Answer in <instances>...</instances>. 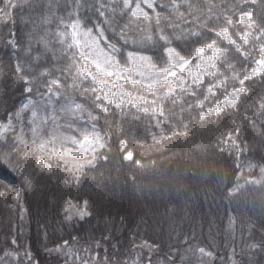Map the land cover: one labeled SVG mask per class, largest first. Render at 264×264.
<instances>
[{"label": "trees", "instance_id": "trees-1", "mask_svg": "<svg viewBox=\"0 0 264 264\" xmlns=\"http://www.w3.org/2000/svg\"><path fill=\"white\" fill-rule=\"evenodd\" d=\"M80 2L84 4L80 9L81 19L91 27V22L98 19L92 6L97 0ZM29 3L32 7L25 5L13 10L14 23L7 22V18L0 21V123L14 115L29 97L24 91L25 75L33 82V99L38 97L36 89L43 91L48 80L66 79L62 70L67 68L68 61L62 57L61 46L53 40L51 51H46L37 42L44 35L38 19L47 14L49 0H29ZM73 3L74 0H56L57 15L67 20ZM153 3L157 5L155 11L141 4L152 17L150 22L133 19L130 12L115 17L117 24L127 25V30L135 32L137 37L136 46L129 45L123 50L125 54L139 50L153 62L162 64L166 53L164 41L158 39L160 32L170 37L180 36L181 30L199 32V37L172 40L171 46L185 57L195 54V48L200 46L197 40L203 44L215 39L218 47L226 49L234 72L222 67L221 79L227 77L223 88L213 89L214 96L202 88L197 91V98L203 100L208 96L204 101L207 108L213 101L223 99L224 89L230 92L233 87H243L245 92L236 108H225L219 116L201 120L199 108L191 107L197 104V98L181 97L182 114L179 101L174 105L168 102L165 112L178 114L171 125L186 133L175 136L167 124L161 125V133L154 120L139 115L136 109L121 113L110 108L97 124L101 132L111 128L108 159H98L95 167L77 173L78 179L61 160L42 156L31 145L25 147L8 134L0 140V256L28 250L32 264L37 261L58 264L66 258L54 250L67 241L82 256L98 254L99 258L107 257L108 264H126L131 260L149 264V259L151 264H168L169 259H174L175 264L203 261L264 264V184L248 186L240 194H229L246 177L258 176L259 169L264 167V108L261 107L264 76L250 78L242 86L238 79L232 78L233 75L242 78L246 71L250 73L255 66L253 61L258 59L255 37L264 28V0H176L184 17L172 10L171 0H153ZM159 5H165L168 11ZM209 8L212 16L209 24L219 28L226 18L233 21L229 33L242 45L241 52L249 53L246 58L200 25L199 21L209 15ZM242 10L252 12L254 28L239 22ZM156 12L167 17L159 27L155 24ZM185 17L188 23L184 22ZM47 30L54 33L55 24ZM245 31L252 32L248 45H243L241 40ZM142 33L150 34L152 40L140 42ZM108 35L115 42L116 37L110 31ZM13 40L15 46L10 43ZM18 62L23 69L20 73L16 70ZM44 72L47 75L41 76ZM210 80L212 77H205V85ZM61 91L71 90L62 84ZM74 99L84 105L85 112L81 115L85 120L88 111H96L91 93L75 95ZM49 128L50 125L46 126L42 133L46 134ZM154 135L159 143L153 139ZM161 135L168 138L160 139ZM120 140L127 141L123 149ZM127 151L133 153V161L140 160V165L123 159ZM24 152L28 153L26 158L22 156ZM40 159L53 168L52 173L40 170ZM246 165L253 168L247 170ZM85 202L89 215L83 219L67 217L69 203L85 206ZM201 247L212 255H202L198 251ZM23 264H30L29 259Z\"/></svg>", "mask_w": 264, "mask_h": 264}, {"label": "snow or ice", "instance_id": "snow-or-ice-1", "mask_svg": "<svg viewBox=\"0 0 264 264\" xmlns=\"http://www.w3.org/2000/svg\"><path fill=\"white\" fill-rule=\"evenodd\" d=\"M84 2L86 4L87 0ZM142 3L153 11L157 7L153 0H135V3L133 0H120L119 5L116 4V0H97V3L92 6L98 15V19L91 22V27H89L81 19L80 9L84 7V4L80 0H74L72 11L68 13L67 20L57 15L56 0H49L46 6L47 14L38 19V25L44 31V35L40 36L37 42L43 44L46 51H51L50 43L53 40L61 46L62 57L68 61L67 68L62 70V72H66V79L63 82L60 79L48 80L43 91L39 88L36 89L38 97L33 99L34 88L31 86L33 82L28 75H25L23 77L24 91L29 94V97L21 105L20 110L14 114V117L19 121L21 112L30 109L31 120L27 123L31 125L30 132L33 143L39 137L41 149L50 145L51 147L47 149L48 154L63 161L67 170L72 172L77 179V173L82 172L86 167H95L98 159L105 161L108 159L106 150L108 141L111 139L109 135L111 128L108 132H101L97 124L102 115L107 116L110 108L114 111L119 110L121 113L136 109L139 115L147 117L150 121L154 120L155 126L161 133L163 132L161 125L167 124L171 135H186L171 125V121L176 119L178 114L166 113L165 104L171 102L174 105L179 101L182 114L184 101L181 100V97L187 95L191 98H197V91L202 88H206L207 93L214 96L213 89L220 91L223 88L224 80L227 79L226 76L221 79L223 74L220 69L223 67L225 70L230 69L234 72V66L227 59L226 49L218 47L215 39L203 44L197 40L196 43L200 46L195 48L194 55L188 57L182 56L175 47L171 46L173 39L200 36L199 32L190 30L187 33L181 30L180 36L172 35L171 37L160 32L158 39L164 41L163 50L166 53V59L162 64L153 62L150 56L139 50L128 51L125 54L123 50L129 45L136 46L137 37L135 32L127 30V25L120 26L117 24L115 17L130 12L131 18L150 22L152 17L149 12L142 8ZM171 4L172 10L184 17V13L179 11L180 5L176 3V0H171ZM25 5L32 7L29 0H23V2L21 0H0V21L7 18V22L14 23L13 10L22 9ZM159 7L168 11L165 5H159ZM188 7L191 8V5ZM208 11L209 15H205L199 21L200 25L209 28L218 38H223L228 45L234 46L235 50L246 58L249 53L241 52L242 45L238 44L229 33V26L232 25L233 21L226 18L225 23L217 28L216 25L208 23L212 19L211 8ZM162 19H167V17H162L159 12H156L155 24L158 27ZM184 22L188 23L186 17ZM239 22L246 23L249 29L256 26L252 20L251 11L242 10L239 15ZM53 24H55L56 31L49 33L48 26ZM171 26L173 25L170 22L169 27ZM109 31L116 37L115 42L109 38ZM10 35H14V33ZM251 35V31L243 33L241 37L243 45L249 44L248 38ZM139 40L140 42H148L152 40V36L142 33ZM255 40L258 42V59L253 61L255 66L251 67L250 73L244 72L242 78L235 75L232 77L238 79L241 86L250 78L257 75L264 76V28L260 29ZM10 43L15 46L14 40ZM30 45L31 40L29 41V51H31ZM206 52L209 54L205 55ZM35 59L38 60L39 56H36ZM16 70L18 73L23 71L19 62L16 65ZM46 75L47 72L41 73V76ZM205 77H212L207 85L204 82ZM69 80L71 81L70 84L68 83ZM217 80L220 82L216 83ZM62 84L71 91L62 92ZM244 92L243 87H233L230 92L224 89L222 100L213 101L209 107L205 108L204 101L208 99V96H204L203 100L197 98V104L191 107L199 108L198 116L201 120L219 116L225 108H236L240 95ZM89 93H91L96 111H88V119L85 120L84 116L81 115L85 112L84 105L76 102L74 96H86ZM261 107L264 108V105ZM12 119L13 114H10L8 123L0 124V136L7 131H15ZM105 123H107L106 120ZM253 123L255 122L253 121ZM49 124L50 128L47 133H42L43 127ZM180 126L187 127L185 124ZM23 133L22 126L19 143L27 147ZM167 138L163 135L160 137V139ZM153 139L159 143L155 135ZM229 140L235 147V141L232 140L231 135ZM126 144V140H120L122 149L126 147ZM15 150L18 151V149ZM221 150L223 151V149ZM27 155V152L22 154L24 158ZM67 158H72L71 163ZM123 159L133 161V153L127 151ZM133 163L140 165V160H134ZM38 167L41 171L48 173L53 171V168L46 165L43 159H40ZM261 173L264 174V167L261 168ZM260 182L254 181V183ZM240 187L237 185L229 194L235 193ZM17 195L19 196V193ZM72 208L73 206L69 205V209L66 211H71ZM75 214L79 215L80 218L89 215L86 210V202L83 208L75 211ZM68 218H71V214ZM12 243L15 244V241L13 240ZM65 246H67V241H65ZM56 250L60 251L61 249ZM198 251L202 255H212L211 252L206 253L202 247ZM68 254L72 255L71 250ZM12 255L18 256V253H12ZM25 256L29 258L30 264H32L31 253L25 251ZM35 264H39V262L37 261ZM96 264H107V257L101 261L97 254ZM132 264H138V262L134 260ZM149 264H151L150 259ZM168 264H175V260L169 259Z\"/></svg>", "mask_w": 264, "mask_h": 264}, {"label": "rangeland", "instance_id": "rangeland-1", "mask_svg": "<svg viewBox=\"0 0 264 264\" xmlns=\"http://www.w3.org/2000/svg\"><path fill=\"white\" fill-rule=\"evenodd\" d=\"M205 55H208L207 53H205ZM193 63L195 64V61H193ZM28 99V98H27ZM27 99H25L23 103H25L27 101ZM21 104V105H22ZM21 106L19 107L18 111L20 110ZM31 120V110H25L23 112H21L20 114V118L19 121L14 117L13 115V119H12V125L15 129V131H7L5 132L2 136H0V140L5 138L8 134H12L16 140L19 141V137L21 135V127L23 126L24 129V133H23V138L24 140L27 142V144L31 145L34 150H36L40 155L42 156H48V157H54L59 159L56 156L53 155H49L48 154V148H50L51 146H46L45 149H41L39 147V137L37 138V141L35 143H33L32 141V136H31V132H30V127L31 125H29L27 122ZM8 120L0 123V124H7ZM50 125V124H49ZM48 127V125H45L42 129V131L45 129V127ZM46 138V136H45ZM88 158V157H86ZM69 159V163H71L72 158H67ZM63 162V161H62ZM64 163V162H63ZM247 170H249L250 168H253V165H246L245 166ZM260 173L258 176L256 177H246V180L242 181L241 183H239L238 185H240L241 187L235 192L236 194H240L243 192L244 189H246L248 186H261L262 184H264V179H262V177H264V174L261 173V168L259 169ZM254 181H261L260 183H254ZM69 205H72L73 208L71 209V211H66L67 212V217L71 214V218L70 219H83L80 218L79 215L75 214V211L77 209L83 208L84 205H78L75 203H69L67 205L66 210L69 209ZM87 210V209H86ZM88 212V211H87ZM56 249H61L60 251H57ZM69 250H71L72 255H69L68 252ZM25 251L28 250H21V251H17V252H8V255L3 254L2 256H0V264H23L24 261H26L27 259H29L28 257L25 256ZM29 252V251H28ZM12 253H18L17 255H12ZM54 253H58L59 255H62V257L66 258L65 261H71V262H77L79 264H96V259L97 256H93V257H84L81 254H79L78 252L74 251L73 247L70 246V244L67 243V246H65V244L60 245L58 247L55 248ZM99 258V257H98ZM101 261H103V258H99ZM133 260L127 262L126 264H132ZM61 264V263H58ZM108 264V263H107ZM202 264H208L206 261H203Z\"/></svg>", "mask_w": 264, "mask_h": 264}, {"label": "water", "instance_id": "water-1", "mask_svg": "<svg viewBox=\"0 0 264 264\" xmlns=\"http://www.w3.org/2000/svg\"><path fill=\"white\" fill-rule=\"evenodd\" d=\"M62 264H78L77 262L65 261Z\"/></svg>", "mask_w": 264, "mask_h": 264}]
</instances>
